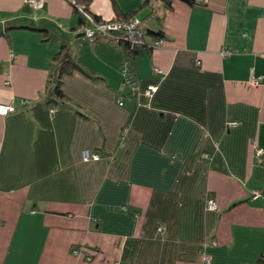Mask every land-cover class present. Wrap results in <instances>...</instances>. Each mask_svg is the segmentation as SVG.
<instances>
[{
  "label": "crops",
  "instance_id": "1",
  "mask_svg": "<svg viewBox=\"0 0 264 264\" xmlns=\"http://www.w3.org/2000/svg\"><path fill=\"white\" fill-rule=\"evenodd\" d=\"M193 1L87 0L164 38L132 60L146 102L120 87L126 46L80 35L72 0H0V264H264V0ZM64 44L84 71L56 105Z\"/></svg>",
  "mask_w": 264,
  "mask_h": 264
},
{
  "label": "built area",
  "instance_id": "2",
  "mask_svg": "<svg viewBox=\"0 0 264 264\" xmlns=\"http://www.w3.org/2000/svg\"><path fill=\"white\" fill-rule=\"evenodd\" d=\"M33 8H41L45 4V0H26ZM75 5L76 10L85 18V23L83 25L84 35L90 42H96L100 38L108 39L110 41L120 43V44H130L133 47H141L146 44L147 37L149 35L148 30L144 29L141 24V20L137 17H132L128 19L124 18H113V19H95L92 12H90L87 4L79 0H72ZM164 42V38L157 37L155 44L160 45ZM224 54L228 53L227 51L223 52ZM155 71H158V67H154ZM128 74L127 64L122 66V81L120 84L121 88H129V94L138 99V101L144 100L150 102L157 87L154 85H148L147 87H142L139 80L135 83H131L127 79L126 75ZM253 82L258 83L260 79H252ZM8 83V82H7ZM120 104L122 100L120 99ZM16 112V108L12 104L0 103V115L4 116L9 113ZM238 121L231 120L229 122L230 126H236ZM264 156L263 148H256L255 157L258 161L262 160ZM84 160H98L100 159V154L97 152H91L89 150L83 151ZM260 192L253 191V197H258ZM206 208L209 210H217L218 204L214 197L208 196L206 200ZM159 229H164L163 225L159 226ZM72 253L75 256H81L84 254L89 260L92 259V255L85 254L84 248L82 246H75L72 250ZM206 262H210L208 256L204 257ZM113 264H123L121 261H115Z\"/></svg>",
  "mask_w": 264,
  "mask_h": 264
},
{
  "label": "trees",
  "instance_id": "3",
  "mask_svg": "<svg viewBox=\"0 0 264 264\" xmlns=\"http://www.w3.org/2000/svg\"><path fill=\"white\" fill-rule=\"evenodd\" d=\"M87 3V0H84ZM151 0H144V4H148ZM166 5L171 6L172 0H162ZM190 4H193V0H184ZM88 6V5H87ZM78 12V11H77ZM79 13V12H78ZM93 14V13H92ZM95 19L100 20L99 16L93 14ZM80 23L84 25L85 18L79 13ZM134 14H127L124 19L132 18ZM149 34H152L156 37H161L160 33H155L152 30H148ZM127 49L125 64H127L128 74L126 75L127 79L130 80L131 83H135V81L139 80L135 68L133 65V58L139 52L140 47H133L130 44L124 43ZM79 69L84 71L83 67L73 58L72 51L69 45H62L60 50L54 56V64L52 65V69L50 72V80L47 84V93L48 99L51 102H55L56 105H61L67 102L68 97L66 96L63 88V77L66 74H70L72 71ZM129 92V91H128Z\"/></svg>",
  "mask_w": 264,
  "mask_h": 264
},
{
  "label": "water",
  "instance_id": "4",
  "mask_svg": "<svg viewBox=\"0 0 264 264\" xmlns=\"http://www.w3.org/2000/svg\"><path fill=\"white\" fill-rule=\"evenodd\" d=\"M80 35H84V32H83V33H81Z\"/></svg>",
  "mask_w": 264,
  "mask_h": 264
}]
</instances>
